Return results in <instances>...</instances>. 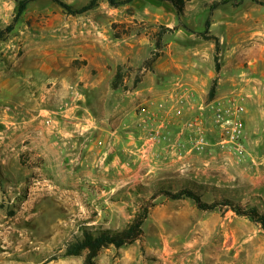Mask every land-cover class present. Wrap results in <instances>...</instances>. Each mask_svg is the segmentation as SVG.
<instances>
[{
  "label": "rangeland",
  "instance_id": "obj_1",
  "mask_svg": "<svg viewBox=\"0 0 264 264\" xmlns=\"http://www.w3.org/2000/svg\"><path fill=\"white\" fill-rule=\"evenodd\" d=\"M20 1L0 0V29L12 23ZM63 1L81 8L91 0ZM224 1L189 0L186 15L179 18L170 3L153 0H134L117 8L101 0L98 8L76 17L65 15L51 1L38 0L29 4L14 32L0 42V62L11 60L22 68L40 70L57 59V70L62 74L75 76L81 71L110 75L116 63L101 59L100 48L107 53L117 49L125 55L133 45L139 55H131L133 63L138 64L131 66L135 69L129 82L132 85L133 79L142 75L136 71L143 66L141 60L155 50L157 34L181 23L178 31L163 36L162 57L143 76L153 74L162 81H174L192 75L197 60L198 77L207 78L210 73L217 76L215 43L200 37L210 20V34L221 43L218 78L223 76L224 67L225 74L234 75L235 60L241 64V77L258 80L262 73L254 70L262 62L264 5L254 0H228L227 5L212 10L215 2ZM259 2L264 4V0ZM238 47L242 54L239 58L234 56ZM255 107L252 129L249 133L245 129L249 144L246 157L239 159L220 147L216 138L209 137L204 149L189 150L192 137L178 151L181 163L188 154L195 156L189 166H181V177L157 176L135 182L129 190H116L108 203L102 202V212L110 203L115 206V219L110 225L89 224L99 217L92 202L86 201L84 210L79 205L74 211L65 210L59 204L67 198L65 192L52 190L51 184L37 175H21L20 164L25 165L28 158L12 148L6 155L7 163L0 164V264H83L84 256H63L66 243L80 235L83 227L122 229L143 205L149 204L153 207L143 226L144 238L128 247L103 250L96 264H125L124 258L132 253L142 256L144 264H264V231L259 225L227 207L208 213L199 211L190 200L172 201L160 194L163 183L171 182L172 187L165 190L175 192L181 180H187L197 184L208 203L229 199L242 208L257 207L264 213V142L259 145L264 139V109L257 100Z\"/></svg>",
  "mask_w": 264,
  "mask_h": 264
},
{
  "label": "crops",
  "instance_id": "obj_2",
  "mask_svg": "<svg viewBox=\"0 0 264 264\" xmlns=\"http://www.w3.org/2000/svg\"><path fill=\"white\" fill-rule=\"evenodd\" d=\"M239 48L234 55L238 58L242 55ZM243 51L247 55L246 49ZM261 54V66L254 70L261 71L260 79L241 77V64L234 60V75L225 74L224 67L212 102L207 96L216 76L210 73L207 78L198 77L197 60L192 75L162 81L146 74L134 91H114L111 84L116 67L128 62L130 67L138 65L132 61L131 55H139L133 45L125 55L117 49L107 53L100 48L101 59L116 63L110 75L81 71L75 76L62 74L57 70V59L40 70L22 68L11 60L0 62V164H6V155L17 148L28 158L25 165L20 164L21 175H37L51 184L52 190H63L67 198L58 203L65 210L74 211L76 205L84 210V203L92 202L99 217L89 224L110 225L115 219V206L110 203L105 212L99 208L116 190H129L131 184L157 176L181 177V166H189L195 158L188 154L183 163L177 159L181 145L198 135L187 127L191 118L205 113L204 131L214 139L217 133L209 108L220 104L226 110L232 109L229 101L236 98L245 105L242 118L246 131H251L256 100L264 109V48ZM149 57L147 53L141 63ZM158 69H163L160 63ZM160 103L166 108L158 109ZM178 110L181 115H176ZM151 120L168 136L166 142H149ZM262 142L263 138L259 145ZM124 263L144 261L132 253Z\"/></svg>",
  "mask_w": 264,
  "mask_h": 264
},
{
  "label": "trees",
  "instance_id": "obj_3",
  "mask_svg": "<svg viewBox=\"0 0 264 264\" xmlns=\"http://www.w3.org/2000/svg\"><path fill=\"white\" fill-rule=\"evenodd\" d=\"M38 0H22L18 2L15 16L10 25L4 29H0V42L4 41L8 36H10L16 27V24L21 20L22 16L28 9L30 3L36 2ZM59 6L63 13L67 16H82L85 15L96 8H98L101 0H91L87 5L81 8H74L73 6L67 4L63 0H48ZM134 0H108V3L111 7L117 8L122 5L131 4ZM159 2H168L172 5L176 14L179 18H182L186 15V4L189 0H153ZM255 3L264 5L259 0H254ZM228 0L224 2H215L211 7L212 10H216L222 5H227ZM180 23V22H179ZM181 23L173 28L167 29L163 28L157 34V40L155 42V50L151 53L150 57L144 61L142 68L136 70L138 73H141V76H137L133 79L132 85L129 82L132 80L131 74L135 71L134 68L123 64L116 67L114 79L112 81L111 87L114 91H123L125 93H130L134 91L138 85L141 83L143 78V73L146 71H151L155 63L162 57V38L163 36L178 31ZM211 22L210 20L206 21L205 31L200 34V37L204 41H213L215 43V55H214V64L216 79L213 81L211 90L207 96V101L212 102L215 99V90L217 86V79L221 72V65L219 60V55L221 53V43L220 39L214 35L210 34ZM166 182L163 183L160 187V194L164 195L167 199L172 201H192L196 208L199 211L203 212H215L222 208H230L233 210L237 216L246 218L252 223H255L261 227L264 231V213H261L257 207L252 208H242L239 204L235 203L229 199H223L222 201H215L208 203L202 199L199 190L196 188L197 184L189 182L187 180H181V187L179 190L172 192L165 190L168 186L172 187L173 184ZM155 199V198H154ZM153 205H143L140 212L134 217V219L122 229H97L93 230L88 227H83L81 229L80 235H75L72 240L68 241L65 245L64 257H81L84 256L83 264H96V260L99 254L109 247H114L116 249H121L123 247H128L134 245L138 241H141L144 238V229L143 226L145 221L150 215V209Z\"/></svg>",
  "mask_w": 264,
  "mask_h": 264
},
{
  "label": "built area",
  "instance_id": "obj_4",
  "mask_svg": "<svg viewBox=\"0 0 264 264\" xmlns=\"http://www.w3.org/2000/svg\"><path fill=\"white\" fill-rule=\"evenodd\" d=\"M232 109L226 110L220 104L213 105L209 108L212 112L213 124L216 128L217 133V143L223 149L235 154L239 159H243L247 154V144L245 136V123L242 118L245 107L242 102H239L236 98L229 101ZM166 108L164 103L158 105V109L163 110ZM181 110L176 111V115H181ZM151 115V114H150ZM205 113L199 116H195L187 122V127L192 131H197L196 136H194L189 142V150H202L207 145L205 126L203 124ZM154 118V115H151ZM148 125L150 129L149 142L154 145H159L168 140V136L161 133L157 128L155 122ZM185 145L179 148V152L182 151Z\"/></svg>",
  "mask_w": 264,
  "mask_h": 264
}]
</instances>
